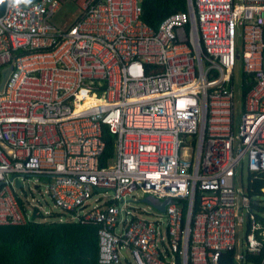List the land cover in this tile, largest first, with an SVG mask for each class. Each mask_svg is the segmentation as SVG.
<instances>
[{"label":"built area","instance_id":"1","mask_svg":"<svg viewBox=\"0 0 264 264\" xmlns=\"http://www.w3.org/2000/svg\"><path fill=\"white\" fill-rule=\"evenodd\" d=\"M144 1L6 0L0 225H96L98 264H264V187L241 178L264 174V0H188L157 28Z\"/></svg>","mask_w":264,"mask_h":264},{"label":"trees","instance_id":"2","mask_svg":"<svg viewBox=\"0 0 264 264\" xmlns=\"http://www.w3.org/2000/svg\"><path fill=\"white\" fill-rule=\"evenodd\" d=\"M34 1L30 0L29 3ZM187 1L145 0L142 18L151 27L157 28L167 16L186 10ZM5 2L0 0V13L4 10ZM103 137L107 144L106 152L111 155L114 152V136L105 127ZM248 179L250 195L261 193L264 174H251ZM98 257L96 225L73 221L0 225V264H98ZM259 260V257L249 255L246 264ZM234 261L232 252L222 255V264H234Z\"/></svg>","mask_w":264,"mask_h":264},{"label":"rangeland","instance_id":"3","mask_svg":"<svg viewBox=\"0 0 264 264\" xmlns=\"http://www.w3.org/2000/svg\"><path fill=\"white\" fill-rule=\"evenodd\" d=\"M63 12H65V9L63 10ZM241 71H242V68H241ZM238 99L240 101L239 102V106L241 107L242 106V97L239 96ZM239 118H240V112L238 111L237 114H236V119L239 121ZM248 177H249L248 169H247L246 166H244L243 167V170H242V176H241V178H242L243 183H244L245 186L248 183ZM29 187H32V182H30V184L26 183V185H25V193L26 194L22 193V191H19V194H21L24 197L26 196L29 200H31L32 197H35V200H34L35 207L37 208L39 205H41L42 207H40V210L44 213L45 209H47L48 204L43 201V199L41 198V195L38 192V190L34 194V192L31 193L29 191ZM47 201H48V198H47ZM50 209L52 211H56V212L59 211V209H56L51 203H50ZM61 215H64V214H61ZM56 216L58 218L53 219V220L48 219V220H43V221H42V217L43 216H34V218L36 219L37 222L60 221L61 220L60 219L61 217H59L60 216L59 214L58 215H53L52 217L55 218ZM65 221H66V219H65Z\"/></svg>","mask_w":264,"mask_h":264},{"label":"water","instance_id":"4","mask_svg":"<svg viewBox=\"0 0 264 264\" xmlns=\"http://www.w3.org/2000/svg\"><path fill=\"white\" fill-rule=\"evenodd\" d=\"M11 70H12V67L9 66V67L5 68V69L2 71V78H1V82H0V92L3 90L4 84H5V82H6L7 78H8V75H9V73L11 72ZM188 139H192V137L189 136ZM146 201L149 202V203H151V204H153V205H155V206H157L158 208L164 210V207H165V201L162 202V203H160V204H154V203H153L151 200H149V199H147Z\"/></svg>","mask_w":264,"mask_h":264},{"label":"clouds","instance_id":"5","mask_svg":"<svg viewBox=\"0 0 264 264\" xmlns=\"http://www.w3.org/2000/svg\"><path fill=\"white\" fill-rule=\"evenodd\" d=\"M29 3L30 0H10V3H12L13 5H19L20 3Z\"/></svg>","mask_w":264,"mask_h":264}]
</instances>
